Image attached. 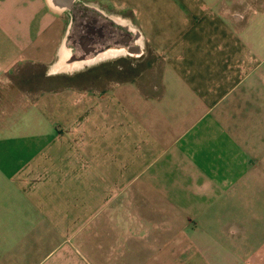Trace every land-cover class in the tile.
Instances as JSON below:
<instances>
[{
    "label": "crops",
    "instance_id": "0c3cea01",
    "mask_svg": "<svg viewBox=\"0 0 264 264\" xmlns=\"http://www.w3.org/2000/svg\"><path fill=\"white\" fill-rule=\"evenodd\" d=\"M0 264H264V0H0Z\"/></svg>",
    "mask_w": 264,
    "mask_h": 264
},
{
    "label": "bare ground",
    "instance_id": "6f19581e",
    "mask_svg": "<svg viewBox=\"0 0 264 264\" xmlns=\"http://www.w3.org/2000/svg\"><path fill=\"white\" fill-rule=\"evenodd\" d=\"M114 20V19H113ZM126 29L128 30V31H130V32H132V33H134V32H136L135 31V29L132 27V26H128V25H126ZM127 33V32H126ZM139 45H142V42L141 41H139V43H138ZM127 54H130V55H133L134 53L133 52H136V51H131V50H129L128 51V49H127ZM137 54V53H136ZM97 61H99V59L98 58H95V59H90V60H78V61H74V63L73 64H71V65H63L62 63L61 64H59L56 68H55V71H60L62 68H67L68 70H71V71H74V70H77V69H81V68H83V67H85V66H88V65H92V64H95V63H97ZM65 61L63 60V63H64ZM63 65V66H62Z\"/></svg>",
    "mask_w": 264,
    "mask_h": 264
},
{
    "label": "rangeland",
    "instance_id": "374dc122",
    "mask_svg": "<svg viewBox=\"0 0 264 264\" xmlns=\"http://www.w3.org/2000/svg\"><path fill=\"white\" fill-rule=\"evenodd\" d=\"M126 35H127V38H129V36H128L129 34L126 33ZM127 45L129 46L130 44H127ZM141 48H142L141 52H145V44L144 43H142ZM134 56H136V55H134ZM134 56H131V57H134ZM131 57H127L125 59L126 60L125 63H120V66H123V65L125 66V71L123 72L125 75H124L123 79H126V80H130L133 78V75H134V70H133L134 66L133 65L135 64V62L140 61V59H138V58H131ZM148 66H149V60L148 59L145 60V57H143L142 58V67L147 68ZM111 76H112V74H111Z\"/></svg>",
    "mask_w": 264,
    "mask_h": 264
},
{
    "label": "flooded vegetation",
    "instance_id": "af4514ba",
    "mask_svg": "<svg viewBox=\"0 0 264 264\" xmlns=\"http://www.w3.org/2000/svg\"><path fill=\"white\" fill-rule=\"evenodd\" d=\"M131 51H134V49H130ZM128 51H129V49H128Z\"/></svg>",
    "mask_w": 264,
    "mask_h": 264
},
{
    "label": "water",
    "instance_id": "95a60500",
    "mask_svg": "<svg viewBox=\"0 0 264 264\" xmlns=\"http://www.w3.org/2000/svg\"><path fill=\"white\" fill-rule=\"evenodd\" d=\"M141 53H142V52H140V54H139V55H141Z\"/></svg>",
    "mask_w": 264,
    "mask_h": 264
}]
</instances>
